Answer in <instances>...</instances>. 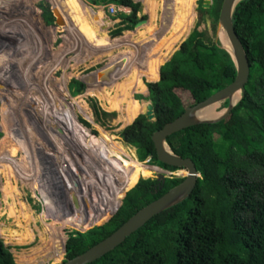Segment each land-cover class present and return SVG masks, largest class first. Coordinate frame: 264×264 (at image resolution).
Returning a JSON list of instances; mask_svg holds the SVG:
<instances>
[{
  "label": "trees",
  "instance_id": "1",
  "mask_svg": "<svg viewBox=\"0 0 264 264\" xmlns=\"http://www.w3.org/2000/svg\"><path fill=\"white\" fill-rule=\"evenodd\" d=\"M88 1L94 5L112 3L131 9L130 13L120 12L117 15L121 17L113 18L121 19V25L112 32L114 37L132 30L139 21L141 3L134 0ZM142 1L153 16L160 11L162 18L170 16V19L166 27L163 24L161 28L155 26L145 32L146 53L142 60L144 52L140 54L138 62L149 66L143 78L154 82L146 86L141 74L135 84L133 99L138 110L121 127L128 125L121 132L125 145L102 133L97 138V146L96 138L89 146L91 131L79 121L76 113L79 107L77 104L76 109L74 105L76 98L73 103L58 99V112L52 115L62 120L60 127L69 129L70 135L82 147L84 163L88 166V177L80 185L70 186L71 193L74 196L97 195L90 202L91 215L79 222L78 228L88 230L107 213L103 223L96 228L87 233L70 234L64 261L110 236L137 211L184 180V177L148 178L153 171H160L148 166V162L165 170H178L184 176L187 174L183 169L158 161L153 134L182 115L187 107L231 84L237 75L231 55L220 48L218 40L209 37L207 31L196 27L184 40L196 18L198 0ZM167 1L170 2L168 8ZM199 2L198 24L208 15L215 34L223 0H213L208 9L203 8V0ZM43 9L47 23L52 24V12ZM97 12L89 7L85 10L93 21V28H90L93 32L99 27L93 15ZM233 23L250 63L243 98L223 121L198 124L167 139L171 149L184 158H191L201 174L192 195L154 216L116 249L90 264H264V0L240 1ZM181 42L180 49L173 54ZM83 89V82L71 81L72 97L82 93ZM139 91L149 92L147 98L143 95L136 98L152 102L154 120L146 114L139 115L143 103L134 97ZM61 92L69 96L66 88ZM119 96L115 85V102L120 100ZM185 97L191 102L186 103ZM224 105L227 107L228 101ZM95 109L100 113L98 107ZM58 138L57 146L62 156L65 151L70 155L62 134ZM105 172L108 173L106 176ZM8 210L11 211L10 206ZM95 212L98 214H93ZM1 231L8 241L17 236L13 231H9V235ZM0 264H16L1 238Z\"/></svg>",
  "mask_w": 264,
  "mask_h": 264
},
{
  "label": "rangeland",
  "instance_id": "2",
  "mask_svg": "<svg viewBox=\"0 0 264 264\" xmlns=\"http://www.w3.org/2000/svg\"><path fill=\"white\" fill-rule=\"evenodd\" d=\"M138 2L141 3V10L138 16L142 17V19L143 17L148 19L150 24L146 23L147 25L139 27V30L133 28L131 31H124L120 36L114 37L112 32L117 26L121 25V20L111 19L110 21L109 10L106 11L101 5H94L88 0L0 1V232L4 230L6 235L10 234L9 231L17 233V236L12 237L9 241L6 236L1 234L0 238L3 240L4 244L9 247L16 264H33L34 261L32 263L29 261L33 257H36L37 261L44 259L39 253L32 254L30 252L32 250H40L42 246L48 244L51 239V233H48L45 229H47L49 225H52V228L55 227L57 228L56 230L60 231L62 238L65 239L63 242L64 246L70 234L74 232L87 233L89 229H94L102 224L106 218L107 213L105 212L106 215H104L103 219L95 221L97 223H94L88 230L84 231L78 227L80 226L79 222L85 221L87 216L80 215V217L78 216L76 219H72V214L71 218L63 221L65 218L64 215L59 214L61 211H67L69 206L67 201L71 199L72 195L71 192L69 193V189H66V186L69 184L67 182L65 183L67 173L62 169L63 164L68 163V161L71 160L70 157H72L74 162L79 164H77V166L74 164L75 168L78 170L76 173L77 176L82 174L81 171L86 173L83 179L88 176V166L84 163L82 147H80L74 137L70 135L69 129L66 131V129H63L64 126L63 128L60 127V125H62V120L57 117L58 120L52 117V115L58 112V107H56L58 99L61 101L65 99L67 103H73V98H76L77 103L74 105L76 109L78 108L77 104L79 105L78 111L76 112L79 121L91 131L89 146L94 138H96L95 146H97V138H99L102 133L115 137V141L118 144L125 145V141L121 137V132L128 125L125 128H121L118 122L120 113L114 110H107L104 107L105 100L103 99L101 101L99 99L100 93H103V91L105 92V90L114 91L115 85L118 95L121 92L120 84L116 80L118 78V80H120V77L115 74L110 75L112 71L104 69L105 65L109 63L106 59L110 60L112 58L111 56H114V59H116L114 60V64H116L120 63L119 58L122 54L125 55V52L135 53L136 56L134 57L133 64L135 66H143V70L141 71L140 69L141 72L139 71L137 74V80L139 81L140 75L143 74L141 80L146 86L147 83L154 82L143 78L144 74L149 70V66L143 63L147 66L146 67L138 62L140 54L144 52L141 57L142 60L146 53L147 41L146 43L138 42L139 45L138 43L136 45V43L134 44L135 39L133 40V38L138 36L136 39L138 40L139 36L144 37L146 30L152 29L155 26L160 28L164 24L166 27L170 19V16L162 18V13L160 11L153 16V14L146 9L142 0H138ZM169 3L170 2L167 1V8L170 5ZM199 4L200 2L197 1L195 8L196 18L186 38L198 27L200 31H207L209 37L214 38L216 41L218 40V25L217 31L214 34L213 25L208 15H205L204 21L198 24ZM88 7L95 11H99L93 13L99 24L95 32L90 31V28H93V21L85 13ZM43 8L52 12V18L54 20L52 24L47 23ZM128 10L131 9L128 8ZM117 16L121 17L119 15ZM105 21L108 23L106 24ZM119 42L121 44L120 47H116L115 45ZM182 42L178 45L173 54L180 49ZM140 45H142V47ZM136 48L141 50L137 53ZM98 51L100 52L98 53ZM121 51H123V53H121ZM105 52L111 53L110 55L106 53L102 56L101 54ZM111 66L114 65L112 64ZM107 72L109 73V77L111 76V79L107 78V76L102 79L103 74ZM98 77H100V79ZM73 79L83 82L84 89L82 93L72 97L69 88ZM94 79L102 80L97 82V80ZM92 83L97 85V87L95 88V85ZM64 88L68 91L69 96L61 92ZM93 88L95 89L92 90ZM148 93L140 91L135 92L134 97L136 98L138 95H143L147 98L149 96ZM184 99L186 103L191 102L189 98L185 97ZM137 100L141 103H152L149 100L145 101V99ZM224 103L225 102L217 106V112L220 113L226 108ZM101 104H103V106ZM3 107L9 111L10 116L8 136V130L2 127L1 112ZM95 107L99 108L100 113L96 111ZM147 109L148 105L144 112H146ZM101 112L109 113V115H104ZM61 134L66 143V150L70 152V155H67L65 153L66 151L63 153L65 158L60 155L57 146L59 140L57 137ZM218 136L219 134H216V137ZM15 142L19 143L22 149L14 147ZM63 149L65 150V147ZM91 155L96 158V155L92 153V151ZM64 161H66V163ZM147 165L152 167L149 162ZM29 169L32 171V174L35 170L38 171L36 174H33L35 178L34 187L31 186L28 181L30 178L28 177L30 176L28 174L30 173ZM164 171L167 177H185L180 174L178 170L169 171L164 169ZM111 173L116 175L114 171ZM159 173L161 172L153 171V174L148 178L156 179ZM103 174L106 176L108 173L105 172ZM116 176L118 177V175ZM39 177L41 180L40 184L38 182ZM141 178L143 177L141 176ZM71 179L72 178L69 177V181ZM83 179H81L80 182ZM97 179L100 180L99 177H97ZM58 181L61 182L60 186ZM97 184L100 185L99 182ZM16 187L19 190H17ZM43 188L60 207L58 212L51 210L50 200L48 196L46 197ZM5 190L9 192L10 196L16 195V190L19 192L15 200L16 211L20 210L19 202L25 203L28 206V212L32 215V220L29 219L28 214L26 216L24 215L22 206L20 214L16 212L17 220L9 216L13 209V201L11 198L5 199ZM92 200L93 199H88L84 204L88 213L90 212L88 206H90ZM44 202H49L48 209L47 205H44ZM114 203H112V206ZM78 205L80 207V204ZM9 206L11 208L10 212L8 210ZM93 214L96 215L98 212ZM59 218L62 219V221H57ZM43 221L46 223L44 224ZM28 223L30 226L28 231L32 229L29 233L26 231V237L29 243H24V245L13 244V239L20 240L22 233L19 231L23 232V227ZM38 246L40 247L39 249ZM18 256L23 257L24 260L18 262ZM64 259L65 251L62 247L61 254H59V256L54 255L53 257H49L47 259V264H61Z\"/></svg>",
  "mask_w": 264,
  "mask_h": 264
},
{
  "label": "water",
  "instance_id": "3",
  "mask_svg": "<svg viewBox=\"0 0 264 264\" xmlns=\"http://www.w3.org/2000/svg\"><path fill=\"white\" fill-rule=\"evenodd\" d=\"M134 1L138 2V0ZM240 1L242 0H223L218 19V39L220 32L223 31L229 43V47L220 44L219 46L231 55L236 65L237 75L235 80L205 100L191 107H187L182 115L165 124L162 129L156 131L152 136L158 161L172 167L186 170L187 175H185L184 180L175 187L171 188L163 196L137 211L110 236L92 246L87 251L71 259H67L61 264L93 263L107 253L116 249L128 237L149 222L154 216L183 202L192 195L201 174L191 158H184L176 154L171 149L167 139L169 136L179 131L198 124H215L223 121L231 114L234 107L243 98L246 92L245 86L248 83L250 76V63L245 47L239 38L233 23V15L236 6ZM212 4L213 0H203V8L205 9L210 8ZM147 22L148 19L139 18L135 28H139ZM237 93L240 94V97L237 101H233V98ZM226 101H228L227 107L217 117L204 118L202 116L203 112L210 109L212 106L217 104L220 105ZM143 114H146L150 120H154V109L152 103L148 104V109ZM152 167L160 169L161 173L157 175L158 179H165L167 177L163 168L154 165H152ZM64 251L66 254V244L64 245ZM39 264H47V260L40 262Z\"/></svg>",
  "mask_w": 264,
  "mask_h": 264
},
{
  "label": "bare ground",
  "instance_id": "4",
  "mask_svg": "<svg viewBox=\"0 0 264 264\" xmlns=\"http://www.w3.org/2000/svg\"><path fill=\"white\" fill-rule=\"evenodd\" d=\"M0 1H2V0H0ZM8 1H10V0H8ZM70 1V0H69ZM68 2V1H67ZM71 3V2H70ZM8 14V13H7ZM17 21V20H16ZM105 23L107 24L108 22L107 21H105ZM150 24V23H149ZM139 35H141V34H139ZM135 36V35H134ZM133 36V37H134ZM137 37L138 36H136L135 38H133V40L135 39V42H134V44L136 43V45H137V43L138 42H142V43H146V39L143 37V36H139V39L138 40H136L137 39ZM218 42H219V44L220 45H223V46H226V47H229V43H228V40H227V38L225 37V34H224V32L223 31H221L220 32V34H219V39H218ZM131 43V42H130ZM120 42L119 43H117V45H115L116 47H120ZM138 45H139V43H138ZM142 45H144V44H142ZM142 45H140L141 47H142ZM137 50V51H136ZM136 52L138 53L141 49H139V48H136ZM111 51V50H110ZM146 51V50H145ZM94 52V51H93ZM100 51H98V53H99ZM112 52V51H111ZM111 52H105V53H103V54H101L102 56L104 55V54H106V53H108V55H110V53ZM133 52V51H132ZM94 53H96V52H94ZM121 53H123V51H121ZM136 53V54H137ZM136 55H135V53L134 54H132V53H127V52H125V55H121L120 56V58H119V60H120V63H116V64H114L115 62H114V60H116V59H114L115 57L114 56H111L112 58L109 60V59H106L107 61H109V63H107L106 65H105V68L104 69H106V70H110V71H112L111 73L112 74H110V75H113V74H115V75H118L119 77H120V80H118V79H116L117 80V82L120 84V90H121V94H120V101H118V102H115V100H114V97H113V93H112V91L110 90V91H106L105 90V92L103 91V93H100L99 94V99L102 101L103 99L105 100V103H104V107L107 109V110H114V111H117V112H119L120 113V117H119V119H118V122H119V124L121 125L120 127H122L124 124H126L130 119H132V117L135 115V113L137 112V110H138V105H137V103L135 102V100L133 99V95H132V92H133V87H134V83H136L138 80H137V74L139 73V71H140V69H141V71L143 70V66H135L134 64H133V62H134V57H135ZM101 57V56H100ZM114 65V66H111L112 64ZM139 69V70H138ZM104 71V70H103ZM102 71V72H103ZM140 71V72H141ZM109 73L107 72L106 74H103V76H102V79L104 78V77H106L107 76V78H110L111 79V76L109 77V75H108ZM114 75V76H115ZM94 78H95V76H94ZM99 79H100V77H98ZM97 78V79H98ZM113 78V77H112ZM97 79H94V80H97ZM101 79V80H102ZM101 80H97V82L98 81H101ZM92 81V80H91ZM96 82V83H97ZM113 82H114V80H113ZM97 93V92H96ZM97 95V94H96ZM239 97H240V94L239 93H237L235 96H234V98H233V101H237V99H239ZM102 106H103V104H101ZM147 103H143L142 104V111H141V113L140 114H142V113H144V111L146 110V107H147ZM219 104H217V105H214V106H212L210 109H208V110H206L205 112H203V114H202V116L204 117V118H212V117H217L218 115H220V113H222V112H217V106H218ZM78 107H79V105H78ZM83 112V111H82ZM1 114H2V127H4L6 130H8L7 131V136L9 135V129H8V126H9V123H10V119H9V111L5 108V107H3V109H2V112H1ZM139 114V115H140ZM138 115V116H139ZM22 119V118H21ZM25 120V119H24ZM135 119H133V121H134ZM133 121L131 122V124L133 123ZM25 123V122H24ZM126 127V126H125ZM125 127H123V128H125ZM3 128V129H4ZM6 133V132H5ZM6 136V137H7ZM15 144V146L14 147H18L19 149H22V147H21V145L19 144V143H17V142H15L14 143ZM28 145V144H27ZM13 147V146H12ZM13 147V148H14ZM28 150H29V148H28ZM32 151V150H31ZM59 151V150H58ZM32 153V152H31ZM59 153H60V155H62L61 154V152L59 151ZM25 154H26V152H25ZM26 156V155H25ZM22 157V156H21ZM30 157H31V155H30ZM36 157H38V156H36ZM40 157V156H39ZM63 157V156H62ZM34 158V157H33ZM28 159V158H27ZM28 161V160H27ZM26 161V162H27ZM70 161V162H69ZM68 161V163H66V161H64L66 164H64L65 165V167H66V172H67V176H66V178H65V183L67 182L70 186H76V184H78V185H80V183L82 182H80V180L81 179H83V177H84V175H86V173H84V172H82L81 171V169H80V171H81V173L82 174H80V175H78L77 176V168H75V166H74V164L77 166V164L74 162V160L71 158V160H69ZM29 162V161H28ZM27 162V163H28ZM30 163V162H29ZM58 163H60V162H58ZM23 164H25V163H23ZM57 164V163H56ZM26 165H28V164H26ZM58 165V164H57ZM56 165V166H57ZM61 165V164H60ZM79 165V164H78ZM21 166V165H20ZM25 166V165H24ZM30 166V165H29ZM59 166V165H58ZM74 166V167H73ZM61 168V167H60ZM62 169H63V167H62ZM61 169V170H62ZM30 170V169H29ZM28 170V171H29ZM30 173H28L30 176H28V177H30L29 179H28V181L30 182V185L31 186H35V178H34V176H33V174H36L38 171H36L35 170V172H33V174H32V171L30 170L29 171ZM27 175V174H26ZM187 175V174H186ZM69 177H71L72 179L69 181ZM88 177V176H87ZM85 179V178H84ZM83 179V180H84ZM63 180V179H62ZM59 181H61V180H59ZM58 181V182H59ZM39 184H40V177H39ZM80 182V183H79ZM60 183L61 182H59V186H60ZM58 185V184H57ZM62 187V186H61ZM16 189L17 190H19L17 187H16ZM15 191V193H16V195H12V196H10V194H9V192L7 191V190H5L4 191V194L6 193V196H5V199H7V198H11L12 199V204H13V209H12V212L9 214V216L10 217H14L16 220H17V216H16V212H18V214H20V212H21V206H22V210H23V213H24V215L26 216L27 214H28V216H29V219L30 220H32V215H31V213L30 212H28L29 210H28V206L25 204V203H23V202H19V205H20V210H18V211H16V198L18 197V195H19V192L18 191ZM46 195V194H45ZM89 197H88V196ZM87 195H84V196H75V198H72L71 197V199L69 200V201H67V204L70 206H68V208H67V211H63V215H64V219H63V221L64 220H66V219H69V218H71L72 217V214H73V217H72V219H76V217H80V215H84V216H87V218L91 215V213H92V211H91V208H90V206H88V209H89V213H88V211H87V208H86V206L84 205L85 203H86V200H88V199H94L95 197H97V195H95V194H87ZM46 197H47V195H46ZM78 197H82V198H78ZM49 203V202H48ZM48 203L47 202H44V205H47V209L49 208V206H48ZM88 203V202H87ZM78 204H80V207H79V205ZM72 211V213H71V211ZM84 218V217H83ZM43 223L45 224L46 222L45 221H43ZM47 225V224H46ZM52 225H49L48 227H47V229H45L48 233H51L50 235H51V239H50V241L48 242V244H45L44 246H42L41 248L38 246V249L40 248V250H37V251H35V250H30L31 252L30 253H32V254H35V253H39L41 256H42V258H44V259H41L40 261H37V258L36 257H33V258H31L29 261H30V263H32L33 261L35 262H33V264H37V263H40V262H43V261H45V260H47L49 257H53L54 255H58L59 256V254H61V251H62V247L64 248V246H63V242H64V238H62V234L60 233V231H58V230H56L57 228H52L51 227ZM54 226V225H53ZM29 223L28 224H25V226L23 227V232H21V231H19L20 233H22V235H21V238H20V240L19 239H13V244H22V245H24V243H29V240L27 239V237H26V231H28L29 230ZM46 228V227H45ZM31 229V228H30ZM31 231H32V229H31ZM31 231H28V233L29 232H31ZM18 254V253H17ZM34 256V255H33ZM38 256V255H37ZM39 257V256H38ZM24 259H23V257H20V256H18V262H22ZM37 261V262H36Z\"/></svg>",
  "mask_w": 264,
  "mask_h": 264
},
{
  "label": "flooded vegetation",
  "instance_id": "5",
  "mask_svg": "<svg viewBox=\"0 0 264 264\" xmlns=\"http://www.w3.org/2000/svg\"><path fill=\"white\" fill-rule=\"evenodd\" d=\"M199 1V0H198ZM63 169H64V172H66V167H65V165L63 164ZM67 173V172H66ZM40 182H41V180H40ZM41 187V186H40ZM67 188L66 189H69L68 191H69V193L71 192L70 191V185H67L66 186ZM43 190H44V188H43ZM45 191V190H44ZM45 194L48 196V198H49V200H50V206L52 207V209L51 210H55L56 212H58L59 210H60V207L56 204V201L53 199V198H51L50 197V195L47 193V191H45ZM71 197L72 198H74L75 196L72 194L71 195ZM66 207H67V205H66ZM63 213V211H61V212H59V214H62ZM60 220H62V219H57V221H60Z\"/></svg>",
  "mask_w": 264,
  "mask_h": 264
},
{
  "label": "built area",
  "instance_id": "6",
  "mask_svg": "<svg viewBox=\"0 0 264 264\" xmlns=\"http://www.w3.org/2000/svg\"><path fill=\"white\" fill-rule=\"evenodd\" d=\"M107 9L109 10V12L112 16L118 14L119 12L130 13V10H128V8L118 7L114 4L108 5Z\"/></svg>",
  "mask_w": 264,
  "mask_h": 264
},
{
  "label": "crops",
  "instance_id": "7",
  "mask_svg": "<svg viewBox=\"0 0 264 264\" xmlns=\"http://www.w3.org/2000/svg\"><path fill=\"white\" fill-rule=\"evenodd\" d=\"M130 11H131V10H130ZM125 13H126V12H125ZM109 14H110V13H109ZM138 14H139V13H138ZM109 16L111 17V18L109 17L110 21H111V19L113 20V18L115 17V16H111V14H110ZM138 17H139V16H138ZM139 18L142 19V17H139ZM144 19H145V18H144ZM114 20H115V19H114ZM116 20H121V19H120V18H117ZM148 22H149V21H148ZM148 22H147V23H148ZM114 23H115V21H114ZM144 25H145V24H144ZM142 26H143V25H142ZM160 28H161V27H160ZM134 29H138V28H135V27H134ZM152 29H153V28H152ZM125 31H131V30H125ZM144 38L146 39L145 36H144ZM146 41H147V40H146ZM91 82H92V81H91ZM60 221H62V220H60ZM60 221H59V222H60Z\"/></svg>",
  "mask_w": 264,
  "mask_h": 264
},
{
  "label": "clouds",
  "instance_id": "8",
  "mask_svg": "<svg viewBox=\"0 0 264 264\" xmlns=\"http://www.w3.org/2000/svg\"><path fill=\"white\" fill-rule=\"evenodd\" d=\"M111 4H112V3H111ZM111 4H110V5H111ZM114 5H115V4H114ZM101 6L104 8V10H106V11L108 10V9H107L108 6H105V5H101ZM116 6H118V5H116ZM118 7H119V6H118ZM122 7H124V6H122ZM125 8H128V7H125ZM130 12H131V11H130ZM119 13H120V12H119ZM124 13H125V12H124ZM127 14H128V13H127ZM116 15H117V14H116ZM116 15H113V16H116ZM111 16H112V15H111Z\"/></svg>",
  "mask_w": 264,
  "mask_h": 264
}]
</instances>
